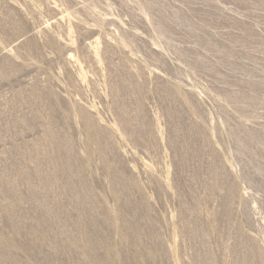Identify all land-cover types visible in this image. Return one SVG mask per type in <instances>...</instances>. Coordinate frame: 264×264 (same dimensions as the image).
<instances>
[{"label": "rangeland", "instance_id": "rangeland-1", "mask_svg": "<svg viewBox=\"0 0 264 264\" xmlns=\"http://www.w3.org/2000/svg\"><path fill=\"white\" fill-rule=\"evenodd\" d=\"M0 264H264V0H0Z\"/></svg>", "mask_w": 264, "mask_h": 264}]
</instances>
